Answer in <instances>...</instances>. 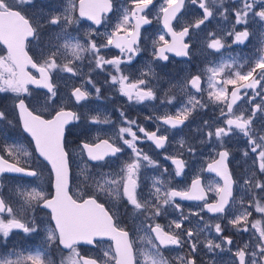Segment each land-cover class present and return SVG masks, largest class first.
Masks as SVG:
<instances>
[{"label": "rangeland", "instance_id": "obj_1", "mask_svg": "<svg viewBox=\"0 0 264 264\" xmlns=\"http://www.w3.org/2000/svg\"><path fill=\"white\" fill-rule=\"evenodd\" d=\"M132 1L118 0L116 11L99 28L79 21L76 11L68 7L48 5L36 10L42 15L38 18L36 14L39 34L30 43V52L50 69L56 86L52 92H39L38 96L28 93L26 99L45 116L60 108L76 113L65 137L71 193L77 198L87 194L97 197V193L118 216L133 220L139 233L136 238L145 240L141 242L139 264H188V256L195 257L199 264H238L240 248L246 252L245 264H264V98L255 100L256 112L249 98L233 111L226 108L229 86L256 70L260 71V91L264 92V0H190L180 21L193 26L195 54L182 62L172 58L162 62L142 55H152L155 44L164 37L160 17L169 0H161L153 8L156 23L145 35L141 56L116 51L107 43L113 30L130 28ZM3 60L0 55V90L16 98L8 68L13 69L12 63ZM195 74L202 81L199 91L191 83ZM76 86L86 91V97L73 96ZM244 112L247 114L241 118ZM168 115L188 120L174 128L161 120ZM230 115L237 121L228 122ZM2 118L0 112V121ZM6 125L0 127L4 156L26 165L45 163L32 155L24 138L10 136L4 130ZM153 130L168 138L164 149L158 150L148 139L147 134ZM101 138L123 147V151L92 163L81 142L94 143ZM221 148L232 150V164L239 175L236 193L226 211L211 215L201 204H180L170 190H187L190 179L199 174L204 176L211 196L217 195L221 181L204 168ZM173 157L183 158L187 166L176 169ZM130 183L131 197L124 191ZM9 189L12 203L8 213L19 216L27 225L28 206L34 202L38 205L51 193L43 176L31 184L11 182ZM141 214L149 218L163 215L164 224L184 240L183 247L188 240L185 248L170 250L171 258L160 248L147 249L153 239L148 225L140 221ZM117 225L125 227L122 219ZM6 227L0 226V264H17L18 259L47 263L48 250L41 251L39 241L44 238L51 246L57 240L51 220L39 218L23 235ZM38 230L43 234L36 239ZM190 240L197 247L195 252ZM87 250L100 255L102 262L113 264L115 255L108 242ZM79 253L78 248L61 253L57 264H81Z\"/></svg>", "mask_w": 264, "mask_h": 264}, {"label": "water", "instance_id": "obj_2", "mask_svg": "<svg viewBox=\"0 0 264 264\" xmlns=\"http://www.w3.org/2000/svg\"><path fill=\"white\" fill-rule=\"evenodd\" d=\"M100 2L103 5L100 6L104 7V9L79 10L80 16L90 18L99 25L102 14L111 12L108 0H100ZM182 7L183 0H177L164 9L162 23L171 37V41L159 48L160 52L168 50L179 58L187 57V46L184 44L187 32L175 33L172 23L182 10ZM134 20V29L130 32H115L113 34V42L129 46L139 37L141 26L150 22L149 20L143 21V18L136 17H134ZM128 35L130 36L129 38H127ZM34 36L35 29L22 12L15 8H0V45L9 53L12 64L17 70L22 94L27 92L28 86L46 92H51L55 87L48 67L40 65L27 48L28 41ZM258 83V80L255 81L252 78L233 87L230 92L229 107L241 100L242 96L239 92L243 88L257 86ZM192 84L198 89L200 80L194 77ZM73 94L78 99L85 95L80 87L74 88ZM15 108L20 126L31 139L36 155L49 165L52 173V194L41 202V206L51 213V221L56 230L60 246L68 250L72 245L95 246L96 241L110 240L115 254L114 264H135V252L129 231L115 224L110 211L96 197L87 196L78 200L70 191L71 166L65 147V137L67 127L75 121V111L70 108H61L50 117H46L31 108L24 97L16 100ZM163 121L169 126L180 127L185 124L187 119L167 116ZM149 139L158 148H162L166 141V137L156 135V131L150 133ZM81 145L87 159L92 162L104 160L121 152V148L106 138H101L94 143L82 141ZM173 159L177 168L183 166L180 157ZM205 172L217 176L222 182L216 200L207 202L205 209L213 215L222 213L230 204L234 194V179L228 163V153L225 149L219 150L218 156L206 164ZM3 174L33 176L36 174V170L6 158L0 152V185ZM125 192L127 195L131 194L130 185L125 188ZM171 194L176 199L183 201L201 202L208 197L202 177L192 179L187 190L181 191L172 188ZM5 207L6 205L0 194V213L5 211ZM12 225L22 227L23 222L14 220ZM152 231L162 246L178 244L173 239L172 234L163 230L160 226H153ZM237 256L240 264H243L245 259L243 251H240ZM81 261L83 264H104L89 255H82ZM189 264H194L192 258H190Z\"/></svg>", "mask_w": 264, "mask_h": 264}, {"label": "flooded vegetation", "instance_id": "obj_3", "mask_svg": "<svg viewBox=\"0 0 264 264\" xmlns=\"http://www.w3.org/2000/svg\"><path fill=\"white\" fill-rule=\"evenodd\" d=\"M13 3H11V2ZM159 1L161 0H133L130 4V7H129V15H130V23H131V26L130 28H124L122 30H113L111 32V38L110 39H107V43L116 51H125L126 53H128L129 55H133V56H141V53H143V50L141 51V47L145 44V35L147 33V31L149 29H152L155 27V23H156V19L153 15V8L156 7L158 4H159ZM177 0H169L165 5L164 7L162 8V12H161V17H160V28L161 30L163 31L164 33V37L163 39H161L160 42H157L154 46V50H153V53L152 55L150 53H143L142 55L144 56H153L154 59L156 60H160L162 62H166L169 60V58H172L173 60H176L178 62H182V60H190L195 52H194V43L191 41V38L193 36V26L188 24V23H181L180 21V18H181V15L187 10V6H188V3L190 2V0H183V7H182V10L180 11V13L176 16L175 20L173 21L172 23V28L173 30L175 31V33H181L182 31H185L187 32V36L186 38L184 39V44L187 46V57H182V58H179L177 57L176 55L170 53L168 50L166 51H162L160 52L159 48L167 43H169L171 41V37L169 36V34L167 33V31L165 30L164 28V25L162 23V15H163V11L164 9L169 5V4H172L174 2H176ZM108 3L110 4L109 6L111 7V12L110 13H103L102 14V17H101V23L99 25H97L94 21H92L90 18H84V17H81L80 14H79V10H84V11H87V10H101L102 8L104 9V7H102V3L100 2V0H0V8H15L17 10H19L20 12H22L31 22L32 26L34 27L35 29V36L30 39L28 41V45H27V48L30 52V43L35 40L39 34V21L36 17V14L39 17H41V12H37V8L39 6H41V8H38V9H43L46 8L48 5H56V6H59V7H68L70 9H73L74 11H76L78 17L80 18L79 21H82V22H85V23H89V24H92V26L94 28H99L101 27L102 25H104L106 19L108 17H110L115 11H116V6L118 4V0H108ZM102 5V6H100ZM83 8V9H82ZM140 9V10H138ZM134 17L136 18H143L144 20L143 21H150L147 25H143L141 26L140 28V31H139V37L137 38L136 41H134L132 44H130L129 46L128 45H125V44H117L115 42H113V34L115 32H130L134 29V24H135V20H134ZM70 34V33H68ZM130 36L128 35L127 38H129ZM213 45H217L216 42H212ZM215 43V44H214ZM3 47V46H2ZM5 49V48H4ZM6 51V49H5ZM31 53V52H30ZM31 55L33 56V58L42 66H46L44 63L40 62V60L38 61L35 56L31 53ZM35 55H36V52H35ZM164 57V58H163ZM1 58H2V62H4L3 59L6 58L10 60V56H9V53L6 51L4 53V55H1ZM152 58V57H151ZM8 61V60H7ZM11 61V60H10ZM9 62V61H8ZM12 63V62H11ZM13 66V69L11 67H8L10 72H12L13 74V83H14V86L13 87H17V85L21 88V92H22V87H21V82H20V79L18 77V74H17V70L16 68L14 67V65L12 64ZM99 66L101 67L102 64L100 63ZM47 67V66H46ZM49 69V68H48ZM232 69V68H230ZM50 70V69H49ZM51 72V71H50ZM36 74V73H35ZM52 74V73H51ZM100 74H97L96 76H99ZM197 78L198 80H200V84H199V87L198 89L195 88L197 91L200 90V87L202 85V81L199 77H197V75L195 74L193 78ZM253 80H258L259 83L257 86H247L245 88H243L239 93L241 94L242 98L239 102L235 103L232 107H229V97H230V92L232 90L233 87L245 82V81H248L250 79ZM52 79H53V75H52ZM192 79H191V83H192ZM261 76H260V71L259 70H256L254 73H252L248 78H245L241 81H239L238 83H235V84H232L229 86V91H228V97H227V105H226V108H227V111H233L235 110L236 108L239 107V105L244 101V99L246 98H249L251 101H252V105H251V108L254 110V112H256L257 108H258V105L255 103V100H258L260 98H264V92L263 91H260V87L262 86L261 84ZM53 82H54V79H53ZM193 85V84H192ZM56 86V85H55ZM76 87H79V86H76ZM74 87V88H76ZM33 87L31 86H28V89H27V92L25 94H23V96H20V97H24L25 100L27 101L26 97L28 95V93H30L31 89ZM81 88V87H80ZM82 89V88H81ZM40 92H43L44 90H41V89H38ZM83 90V89H82ZM84 91V90H83ZM140 92H144L145 90L144 89H139ZM45 92V91H44ZM72 93H73V90H72ZM85 95L84 97H86L87 93L86 91H84ZM25 95V96H24ZM74 96V94H73ZM19 97V98H20ZM75 97V96H74ZM84 97L80 98V99H83ZM76 98V97H75ZM78 99V98H77ZM28 102V101H27ZM29 104V103H28ZM30 106V105H29ZM211 111V110H210ZM209 111V112H210ZM216 112L215 114H219V112L215 109ZM54 113V112H53ZM212 113V111L210 112ZM223 114V112H222ZM247 112H244L240 117L242 118L244 115H246ZM51 116V115H50ZM50 116H47V117H50ZM168 116H173V115H168ZM167 117V116H166ZM179 117V116H177ZM239 117V119H241ZM165 117H163L161 120L163 121ZM185 118V117H183ZM187 119V118H186ZM188 120V119H187ZM234 122V121H237V118L233 119V117L230 115L229 116V119H228V122ZM164 122V121H163ZM187 122V121H186ZM185 122V123H186ZM165 123V122H164ZM166 124V123H165ZM184 125V124H183ZM182 125V126H183ZM169 126V125H168ZM172 127V126H170ZM181 127V126H180ZM174 128H179V127H174ZM153 131H156V130H153ZM153 131H150L147 135H148V139H149V135L150 133H152ZM156 135L158 136H165V135H160L157 133L156 131ZM166 137V136H165ZM150 140V139H149ZM168 141V138L166 137V141H165V145L162 147V148H158L151 140L150 142L158 149V150H162L165 148L166 146V143ZM116 145V144H115ZM117 147L121 148V152L119 153H122L123 151V147H120L118 145H116ZM221 149H225V148H221ZM220 149V150H221ZM228 153V163H229V166H230V170H231V174H232V177L234 179V194H233V197L232 199L234 198V195L236 193V181L239 177L238 175V171L236 170V167L232 164L233 163V159H232V156L233 154L230 152L232 150H228V149H225ZM1 152V151H0ZM85 153V152H84ZM119 153H116V154H119ZM219 153V151H218ZM3 154V153H2ZM115 154V155H116ZM86 156V155H85ZM218 156V155H217ZM87 158V157H86ZM175 158V157H173ZM172 158L173 160V163H174V159ZM181 158V157H180ZM182 162H183V166L181 168H177L174 164V166L176 167V169L178 170H181V169H184L187 165L186 163L184 162V159L181 158ZM214 160V159H213ZM212 161V160H210ZM92 162V161H90ZM96 162H101V161H96ZM96 162H92V163H96ZM209 162V161H208ZM207 162V163H208ZM206 163V164H207ZM205 164V166H206ZM25 167H30V168H34L36 170V174L33 175V176H23V175H17V174H3L1 176V185H0V194L2 196V199L6 205L5 207V211L3 213H0V226L1 227H5V224H7V227L8 229H13L14 231H17L19 232V235H23L26 233V230L28 229V226L30 227V225L32 226V224L35 222V221H38L39 218H47L49 220H51V213L49 210H47L46 208L42 207L41 206V202L51 196L52 194V190H51V193L49 196H46L44 197L42 200L39 201L38 205L36 204V202H34V204L32 205H29L28 206V215H29V224L27 225L28 222H26L25 220L21 219L19 216H16L14 214H9L8 211L10 209V204L12 203L10 200H9V196H8V193H9V185L11 184V182L15 183V182H25V183H33L36 181V179L39 177V176H43L45 177L46 181H48L50 178H51V189H52V173H51V170H50V167L48 164H41V165H36V166H32V165H23ZM205 170V168H204ZM44 171H47L51 174L48 173V175H46L44 173ZM43 172V173H42ZM178 174V172H177ZM207 174H210V173H207ZM49 176V177H48ZM196 177H202V182H203V185L206 189V192H207V198L201 202H198V201H183V200H178L180 202V204H188V203H198V204H201L204 208V210L206 211L205 209V204L207 202H210V201H214L216 200L217 198V195L215 197H212L207 186L205 185V179H204V176L199 174V175H196L195 177L191 178L190 181H189V185H190V182L192 179L196 178ZM217 177V176H216ZM71 181H72V173H71ZM221 181V180H220ZM222 184V182H221ZM131 186V194L128 195L129 197L132 196V189H133V185L130 183L129 184ZM127 185V186H129ZM126 186V187H127ZM125 187V188H126ZM125 188H124V191H125ZM178 189V188H176ZM180 190V189H178ZM91 192L90 190H87V192ZM181 191H184V190H181ZM170 193H171V190H170ZM125 194L127 195V193L125 192ZM218 194V193H217ZM97 197L95 195H92V194H87L83 197H75L76 199L78 200H81V199H84L85 197L87 196H94L97 198L98 201H100L101 203H103L106 208L110 211V213L112 214L114 220H115V224L117 225V221L121 222V219L123 220V222L125 223V227H121V228H124L126 230L129 231V235H130V239H131V242H132V245H133V248H134V252H135V264H139V251H140V246H141V242L142 241H145L142 237H139L138 239L136 238V235H139L138 233V230H136L134 228V224L132 223L133 220L132 219H124V217L122 216V214L120 216H118L117 212L115 211V209H113L110 205H108L107 202H105V200H101V197L96 193ZM172 195V194H171ZM173 196V195H172ZM174 197V196H173ZM175 198V197H174ZM133 199V198H132ZM231 199V201H232ZM231 204V202H230ZM229 204V205H230ZM228 205V206H229ZM227 206V207H228ZM226 207V208H227ZM128 206L125 207L126 210H128ZM226 208L224 211H226ZM207 212V211H206ZM209 213V212H207ZM223 213V212H222ZM210 214V213H209ZM218 214H221V213H218ZM213 215V214H211ZM217 215V214H215ZM162 218L160 217L159 214L156 215L155 218H149L148 216H145L144 214H141V220L144 224L146 223L148 225V233L150 235V233L152 234L151 237L153 239V243H147L146 245V248L147 249H152V248H156V249H159L161 251L164 252V254H166L167 256H169L171 258V255L169 254V251L172 250V249H175V248H185V244L187 245V242L188 240H185V244H184V247H183V242L184 240L183 239H180L177 235V233L172 230L170 228V226H166L164 224L165 222V217L163 215H161ZM117 220H116V219ZM7 219V220H6ZM14 220H20L23 222V226L22 227H16L14 225H12V221ZM151 220H153L154 222L152 224H150ZM52 222V221H51ZM155 225H158L160 226L161 228H163V230L169 232L170 234H172L173 236V239H175L178 244L177 245H174V244H171V245H164L162 246L158 240L156 239L153 231H152V227L155 226ZM118 226V225H117ZM120 227V226H119ZM56 231V230H55ZM40 233V234H39ZM38 235H36V239L41 235L43 234V232L39 231L37 232ZM57 234V233H56ZM26 239V238H25ZM36 239H33L32 241H35ZM108 242L109 245L111 246L112 248V242L110 240H99V241H96V245L95 246H89V245H84V244H78V245H72L70 249L66 250V249H63L60 244H59V241H58V236H57V240H55L54 242H52V245L51 246H47L45 244V240L44 238L40 239L39 241V245H40V250L41 251H44V250H48L47 251V257H46V264H54L56 261V259L60 256V254H66L67 252H69L70 250H73V248H78V250H80V253H79V261L82 263L81 261V256L82 255H89V256H93L95 258H97L99 261L102 262L101 258H100V255H97V254H93L92 252H89L87 250V248L89 249H92V248H96L97 245L100 243V242ZM190 245L192 247V250L195 252L197 247H195V244L193 243L192 240H190ZM32 246V245H31ZM50 247V248H49ZM35 251V250H34ZM240 251H243V254L246 258V252L240 248L239 249V252L236 254V258L238 260V264H240L239 262V259H238V254L240 253ZM112 252L113 251V248H112ZM158 252V251H157ZM115 255V254H114ZM158 257H160V255H158ZM190 258L193 259L194 261V264H199L197 259H195V257L193 256H188V264H189V260ZM115 259V258H114ZM172 262H173V259H170ZM208 261V260H207ZM57 262L59 263L58 259L56 261V264ZM17 264H36L32 261V259H28V260H21V259H18L16 261ZM104 263V262H103ZM106 264V263H104ZM113 264H114V260H113ZM245 264V259H244V263Z\"/></svg>", "mask_w": 264, "mask_h": 264}, {"label": "trees", "instance_id": "obj_4", "mask_svg": "<svg viewBox=\"0 0 264 264\" xmlns=\"http://www.w3.org/2000/svg\"><path fill=\"white\" fill-rule=\"evenodd\" d=\"M0 50H1L0 55H4V53L6 51H5L4 47H2V45H0ZM13 92H15L18 95V97L15 98V96L13 94L6 93V92H3V91L0 90V112L3 114V118L0 121V127L2 125L4 126V125L8 124V125H6V128H4V130L9 131L8 132L9 135L14 137L15 139H17L18 135H20L22 138H24L25 139L24 140V144L28 145L32 155L35 158H37V155L35 153V149H34V146H33V143L31 141V139L24 133V131L22 130V128L20 126L19 118H18L17 111H16V108H15V101L20 96H23V94L21 92V88L17 85V87L14 88ZM32 92L36 96H38L40 91L38 89H36V88H32L30 93H32ZM11 107H13V108H11ZM10 126L16 132L15 134L11 133ZM67 135L69 136L70 132H68ZM0 151L2 152V151H5V150L2 149V147L0 146ZM16 162H18V161H16ZM18 163H20V162H18ZM20 164L26 165V164H23V163H20ZM42 164H45V163L42 162ZM48 187H49V189L51 191L52 190L51 189V178L48 180Z\"/></svg>", "mask_w": 264, "mask_h": 264}, {"label": "bare ground", "instance_id": "obj_5", "mask_svg": "<svg viewBox=\"0 0 264 264\" xmlns=\"http://www.w3.org/2000/svg\"><path fill=\"white\" fill-rule=\"evenodd\" d=\"M224 3V2H223ZM186 98V97H185ZM188 101V100H187ZM206 104H207V102H206ZM189 105V104H188ZM209 105V104H208ZM216 113V112H215ZM95 121V120H94ZM102 123V122H101ZM101 125V124H100ZM102 126V125H101ZM108 129H110V127L108 128Z\"/></svg>", "mask_w": 264, "mask_h": 264}]
</instances>
